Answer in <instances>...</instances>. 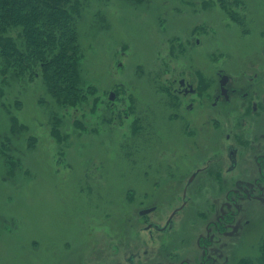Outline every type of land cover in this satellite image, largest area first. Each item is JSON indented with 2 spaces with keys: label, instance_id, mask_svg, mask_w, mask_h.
Instances as JSON below:
<instances>
[{
  "label": "rangeland",
  "instance_id": "1",
  "mask_svg": "<svg viewBox=\"0 0 264 264\" xmlns=\"http://www.w3.org/2000/svg\"><path fill=\"white\" fill-rule=\"evenodd\" d=\"M79 33L82 75L91 85L80 104L60 105L38 76L9 75L1 84L0 264H127L129 257L161 264V244L190 248L198 259L204 225L197 210L214 221L236 211L227 234L212 235V261L259 264L264 184L253 179L255 164L245 178L229 165L208 169L218 184L226 170L228 188L243 178L245 199L231 193L226 201L201 175L170 230L146 227L165 225L185 199L187 177L207 165L189 163L177 148L173 80L207 70L217 87L219 67L235 81L258 71L264 0H91ZM13 115L25 128H11ZM55 123L62 142L52 133ZM154 205L157 211L141 216Z\"/></svg>",
  "mask_w": 264,
  "mask_h": 264
},
{
  "label": "flooded vegetation",
  "instance_id": "2",
  "mask_svg": "<svg viewBox=\"0 0 264 264\" xmlns=\"http://www.w3.org/2000/svg\"><path fill=\"white\" fill-rule=\"evenodd\" d=\"M232 15L235 13L233 12ZM197 42L199 43L200 39H197ZM261 50L263 57L260 69L253 75H244L238 81L226 72L227 67L217 69V87L206 76L207 70H199L200 74L195 70L187 77L179 76L173 80L176 99L174 116L178 121L175 132L178 136L177 148L187 154L189 163L207 165L195 168L187 177L182 193L185 199L182 204L171 210L165 225L147 223L146 230L150 233L157 231L160 234L159 231L165 233L167 229H171L175 217L187 206L186 196L190 187L201 175L209 180L213 179L216 190V185H219L221 193H225L226 201L231 193L238 196V202L245 199L246 195L250 196L245 191L243 180L246 169L250 168L248 164H255L258 169V175L253 178L256 185L264 184V47ZM233 111L236 112L235 116L232 115ZM223 119L225 122L222 121ZM211 165L220 169L224 168L223 165H229L226 170H230V173L236 172L243 178L237 181L236 188H228L225 170L224 179L218 184L215 179L217 174L211 176L208 171ZM250 187L253 188V185ZM157 207L154 205L142 208L140 214L147 217L149 213L157 211ZM148 209L151 210L144 213ZM236 209L238 211L239 207ZM197 211L195 218L199 219L201 226L204 225V232L199 233L196 242L200 252L199 258L192 256L190 248L182 247L178 250L172 245L166 248L161 244L156 254L161 264H217V259L214 262L208 257L213 245L212 235L227 234L228 226L236 222V211H230L232 216H229L224 210L215 221L207 210H203L202 213L201 210ZM194 221L197 223L195 219ZM127 264H148V262L138 263L136 258L129 257Z\"/></svg>",
  "mask_w": 264,
  "mask_h": 264
},
{
  "label": "trees",
  "instance_id": "3",
  "mask_svg": "<svg viewBox=\"0 0 264 264\" xmlns=\"http://www.w3.org/2000/svg\"><path fill=\"white\" fill-rule=\"evenodd\" d=\"M91 0H0V95L9 75L38 76L60 105L76 106L90 84L82 75L80 21ZM233 13V12H232ZM17 32L18 37L15 36ZM20 40V41H19ZM13 130L24 125L11 117ZM54 137L64 140L59 124ZM264 264V241L256 258ZM243 264H250L249 260Z\"/></svg>",
  "mask_w": 264,
  "mask_h": 264
},
{
  "label": "water",
  "instance_id": "4",
  "mask_svg": "<svg viewBox=\"0 0 264 264\" xmlns=\"http://www.w3.org/2000/svg\"><path fill=\"white\" fill-rule=\"evenodd\" d=\"M115 96H116V93H115V92H111L109 98H110L111 100H114V99H115ZM150 210H151V209H148V210L144 211V213L149 212Z\"/></svg>",
  "mask_w": 264,
  "mask_h": 264
}]
</instances>
